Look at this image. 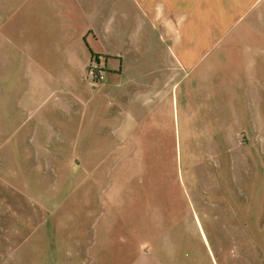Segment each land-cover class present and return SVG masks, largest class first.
I'll return each instance as SVG.
<instances>
[{"label":"rangeland","instance_id":"obj_1","mask_svg":"<svg viewBox=\"0 0 264 264\" xmlns=\"http://www.w3.org/2000/svg\"><path fill=\"white\" fill-rule=\"evenodd\" d=\"M24 3L0 0V264H264V116L241 152L176 103L159 132L104 58L34 49Z\"/></svg>","mask_w":264,"mask_h":264},{"label":"crops","instance_id":"obj_2","mask_svg":"<svg viewBox=\"0 0 264 264\" xmlns=\"http://www.w3.org/2000/svg\"><path fill=\"white\" fill-rule=\"evenodd\" d=\"M23 12L45 39L34 49L63 53L56 60L68 67L81 66V48L85 62L104 58L110 94L159 132L176 103L183 131L207 115L206 129L230 131L241 152L238 133L264 116V0H25ZM98 36L106 41L96 49Z\"/></svg>","mask_w":264,"mask_h":264},{"label":"trees","instance_id":"obj_3","mask_svg":"<svg viewBox=\"0 0 264 264\" xmlns=\"http://www.w3.org/2000/svg\"><path fill=\"white\" fill-rule=\"evenodd\" d=\"M93 59L95 60V61H98V56H96V55H93ZM96 82H99L100 80L98 79V80H95Z\"/></svg>","mask_w":264,"mask_h":264},{"label":"built area","instance_id":"obj_4","mask_svg":"<svg viewBox=\"0 0 264 264\" xmlns=\"http://www.w3.org/2000/svg\"><path fill=\"white\" fill-rule=\"evenodd\" d=\"M90 73H91V75H92V74H93V70H91V72H90Z\"/></svg>","mask_w":264,"mask_h":264}]
</instances>
